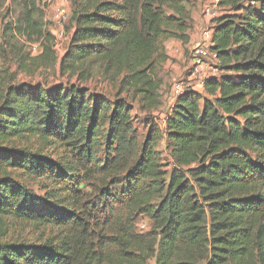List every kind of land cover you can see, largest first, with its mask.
<instances>
[{"label":"trees","instance_id":"16d2710c","mask_svg":"<svg viewBox=\"0 0 264 264\" xmlns=\"http://www.w3.org/2000/svg\"><path fill=\"white\" fill-rule=\"evenodd\" d=\"M17 1L20 13L5 33L39 40L38 0ZM187 2L73 0L62 67L91 59L120 65L122 88L110 100L70 84L8 86L0 103V170L49 173L54 185L73 179L49 159L10 144L27 137L68 146L85 173L120 168L135 150L127 136L133 106L120 95L133 87L141 110L158 106L159 83L150 74L164 41L188 42ZM217 6L208 49L218 74L204 79V94L187 88L175 97L163 135L148 123L124 184L101 191L102 220L98 212L45 201L43 210L26 206L31 194L0 176V216L62 231L58 245L0 242V264H146L151 258L154 264H264V0H218ZM51 40L45 34L43 55L51 56ZM162 138L171 166L166 181L156 151ZM101 146L103 161L96 156ZM137 216L152 223L148 233L135 232Z\"/></svg>","mask_w":264,"mask_h":264},{"label":"rangeland","instance_id":"374dc122","mask_svg":"<svg viewBox=\"0 0 264 264\" xmlns=\"http://www.w3.org/2000/svg\"><path fill=\"white\" fill-rule=\"evenodd\" d=\"M217 2L218 0H188L185 5L191 24L184 36L189 40L191 36L197 34L200 39L187 46L181 45L174 39L162 43V56L156 59L150 74V78L159 83V104L156 108L141 110L138 106V98L134 96V88L123 89L120 98L133 106L130 132L127 136L133 142L135 150L133 156L126 157L120 168H113L112 171L102 175L85 173L78 168L77 160L70 153L68 146H63L60 142L27 137L10 143L19 150L49 159L54 165L60 166L66 174L74 176L73 179L54 185L55 182L49 178V173L30 174L18 169H1L0 176L11 178L31 194L32 199L26 203V206L43 210L42 201H45L48 206H58L67 211L79 213L84 210L86 213L93 214L92 211H95L100 214L99 204L103 196L101 191L119 190L124 184L123 176L140 155L141 146L148 134V123H153L163 135L164 120L174 98V87L183 84L185 89L189 88L204 94V79L218 74L213 58L204 60V67L196 73H193L194 67L189 61L192 48L204 44L203 33H211V19L221 13ZM36 8L44 34L39 40L36 37L26 40L25 36H20L19 33H5V24H13L20 13L18 1L0 0V103L8 86L22 83L45 88L70 84L87 90L89 94H101L112 100L122 88L123 78L126 76L120 65L109 67L99 60L91 59L71 69L62 67V58L72 33L69 19L74 10L73 0H52L50 4L46 0H38ZM60 8L67 11L66 19H55L56 12ZM45 34L52 37L51 56L43 55L42 52ZM163 139L158 141L156 151L160 155L158 166L162 174L161 179L166 181L171 166H167L169 161ZM102 143L104 146L105 142ZM103 146L96 151V156L102 161L105 158ZM68 166L73 167L71 172H68ZM0 195H5L3 189H0ZM16 202L21 203V199L18 198ZM103 216L105 215L100 214L101 220ZM134 224L137 234L148 233L152 226V223L142 216H137ZM61 236V229L55 225L45 226L29 220L0 216V242L40 245L50 241L58 245ZM146 264H154V258L149 259Z\"/></svg>","mask_w":264,"mask_h":264},{"label":"built area","instance_id":"2783aa9c","mask_svg":"<svg viewBox=\"0 0 264 264\" xmlns=\"http://www.w3.org/2000/svg\"><path fill=\"white\" fill-rule=\"evenodd\" d=\"M61 1H65V0H61ZM46 2L50 4L52 0H46ZM56 13L57 14L55 15V19L57 20H63L67 18V11L63 8L58 9ZM203 39H204V44H202L199 47H195L194 49L191 50L190 53L191 66L194 67L193 73L199 72V70H201V68L204 67L205 64L204 60H207L208 58L211 59L213 58V60L215 59V56L211 55L208 49L210 33L204 32ZM214 62L216 65L217 64L216 61ZM184 90L185 87L183 84H177L173 89L174 97L181 94Z\"/></svg>","mask_w":264,"mask_h":264},{"label":"crops","instance_id":"0c3cea01","mask_svg":"<svg viewBox=\"0 0 264 264\" xmlns=\"http://www.w3.org/2000/svg\"><path fill=\"white\" fill-rule=\"evenodd\" d=\"M205 17H206V16H205ZM197 39H200L199 35L194 34L193 36H191V37L189 38L188 43L185 44V46L191 44L193 41H197ZM180 44L183 45L181 42H180ZM192 49H193V48H192ZM189 61H190V60H189ZM174 101H175V97H174L173 100H172V104H173Z\"/></svg>","mask_w":264,"mask_h":264}]
</instances>
